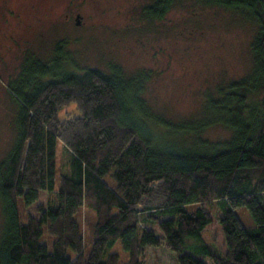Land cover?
<instances>
[{
    "label": "trees",
    "instance_id": "16d2710c",
    "mask_svg": "<svg viewBox=\"0 0 264 264\" xmlns=\"http://www.w3.org/2000/svg\"><path fill=\"white\" fill-rule=\"evenodd\" d=\"M176 1L140 13L164 19ZM202 1L255 29L248 71L205 92L195 119L155 113L145 71H70L58 50L50 64L23 58L6 84L17 112L0 160V264H149L154 249L175 264H264V0ZM69 104L77 114L61 119ZM214 127L225 136H205ZM57 142L69 151L58 175ZM242 207L253 225L237 217Z\"/></svg>",
    "mask_w": 264,
    "mask_h": 264
},
{
    "label": "rangeland",
    "instance_id": "374dc122",
    "mask_svg": "<svg viewBox=\"0 0 264 264\" xmlns=\"http://www.w3.org/2000/svg\"><path fill=\"white\" fill-rule=\"evenodd\" d=\"M23 1L35 4V12H30L28 19L35 15L43 19L39 31L26 39L25 51L4 55V43H0V160L16 136L17 104L7 96L6 84L17 77L26 55L50 64L58 50L67 57V69L75 72L85 68L106 71L109 64L121 66L128 75L145 71L144 99L155 113L172 123L200 117L205 92H212L250 67L248 43L255 26L238 12L202 0H177L161 20H147L140 13L153 0ZM76 114L75 104L59 111L61 119ZM205 136L220 139L225 132L214 127L207 129ZM68 162V149L57 142V175L68 169ZM235 213L244 226L253 225L245 208ZM78 214L85 229L87 214L84 210ZM1 227L0 214V232ZM203 235L211 241L210 232ZM114 250L122 255L121 262L126 261L118 242ZM161 253V249L149 251L148 263L175 264L170 254Z\"/></svg>",
    "mask_w": 264,
    "mask_h": 264
},
{
    "label": "flooded vegetation",
    "instance_id": "af4514ba",
    "mask_svg": "<svg viewBox=\"0 0 264 264\" xmlns=\"http://www.w3.org/2000/svg\"><path fill=\"white\" fill-rule=\"evenodd\" d=\"M30 12H35V4L29 5V2L23 0L14 3L9 0H0V43H4V55H9L18 49L25 51L23 47L27 42L26 39L39 31L40 21L43 18L35 15V18L28 19ZM25 48H27L26 45ZM5 92L13 99L7 87Z\"/></svg>",
    "mask_w": 264,
    "mask_h": 264
}]
</instances>
